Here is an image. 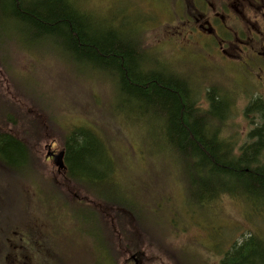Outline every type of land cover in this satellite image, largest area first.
I'll return each mask as SVG.
<instances>
[{"label":"rangeland","instance_id":"rangeland-1","mask_svg":"<svg viewBox=\"0 0 264 264\" xmlns=\"http://www.w3.org/2000/svg\"><path fill=\"white\" fill-rule=\"evenodd\" d=\"M79 2L99 15L91 17L101 30L112 29L129 38L144 32L141 37L152 54L160 53L171 70L201 89L198 96L204 108L205 89L220 94L224 106L232 107L227 110L222 136L237 146L249 142L256 117L244 112L252 102L264 100V85L257 83V72L245 70L244 59L228 64L200 47L195 28L190 23L182 25V6L189 5V0ZM6 27L0 24V60L7 65L10 81L5 73L0 75V133L23 137L32 159L21 150L24 157L19 161L15 148L1 144L0 233L21 229L19 225L25 223H32L29 228L34 230L39 227L32 225L40 222L52 226L54 251L48 247L53 257L46 264H111L110 258L114 264H223L226 257H233L234 264H264V194L221 195L197 202L198 195L184 193L186 168L158 135L155 115L149 112L143 122H137L140 115L132 103H125L111 73L95 71L85 59L66 53L59 38L24 41L22 34ZM16 38L23 48L11 44ZM219 87L230 91L231 97ZM26 98L43 113L62 115L66 130L85 127L105 137L117 175H112L111 183L94 188L93 175L105 176L104 168L99 166L101 172L93 168V174L81 171L83 187L101 191L112 202L127 205V201V210L147 233L141 235L138 226L132 229L122 218L110 229L92 208L75 206L76 188L58 175L50 156L64 149L63 135L56 134L59 127H51L54 134L46 130H40L41 136L33 134L29 123L35 115H28ZM12 113L16 118L9 117ZM44 137L54 139L48 142ZM48 157L52 160L46 161ZM54 185L66 189L59 192ZM133 231L144 256L127 253L124 242ZM243 244L240 257L236 251Z\"/></svg>","mask_w":264,"mask_h":264},{"label":"trees","instance_id":"trees-1","mask_svg":"<svg viewBox=\"0 0 264 264\" xmlns=\"http://www.w3.org/2000/svg\"><path fill=\"white\" fill-rule=\"evenodd\" d=\"M95 15L99 16L84 9L79 0H0V24L3 27L6 25L5 29L13 28L15 33L23 35L24 41L27 37L34 41L48 37L61 39L66 53L85 59L95 71L111 73L112 82L116 83L125 103H132L134 112L140 115L137 122H143L149 112L155 115L158 135L161 133L172 156L186 168L183 177L185 194L198 195L197 202H209L221 195L234 198L263 195L264 100L258 99L245 109L244 114L256 117L254 122L257 124L247 136L249 142L243 143V146L229 142L222 132L228 122L227 110L232 107L229 104L227 108L224 106L220 94L214 93L211 88L205 89L207 107L204 108L198 96L201 89L199 91V87L192 86L186 76L171 70L160 53L153 55L141 37H145L144 32L129 38L112 29L101 30L94 25L95 19L91 16ZM11 44L23 48L18 38L13 39ZM6 66L0 60V75L5 73L10 81ZM0 80L3 81L2 76ZM220 90L230 96V91ZM24 104L29 110L28 115H35L29 123V130L34 128L33 134L41 136L40 130L54 134L51 127H59L56 134L59 138L60 134L63 135L61 143L66 150V181L73 184L77 191L78 197L75 198L78 204L75 202V206L92 208L101 223L110 229L117 223L116 220L122 218L132 229L138 226L141 235L147 233L140 228L137 217L127 210L126 200L127 205L112 202L101 191L83 187L81 171L93 174V168L97 167L100 172L101 167L104 168L105 176L102 173L98 177L93 175L94 188L111 183L112 175H117L111 146L105 137L85 127L66 130L68 128L61 125L62 115L43 113L29 98ZM224 109L226 112H223ZM9 115L16 118L13 113ZM53 139L44 137V141L48 142ZM2 143L6 148H15L21 157L19 161L24 157L21 150H25L28 158L32 159L23 137L1 132L0 150H3ZM56 187L59 192L66 189ZM80 192H83V200ZM135 233L133 231L126 236L124 245L127 253L144 256L140 251L142 247L136 243ZM244 245L236 251L240 257ZM223 264H234V258L227 257Z\"/></svg>","mask_w":264,"mask_h":264},{"label":"flooded vegetation","instance_id":"flooded-vegetation-1","mask_svg":"<svg viewBox=\"0 0 264 264\" xmlns=\"http://www.w3.org/2000/svg\"><path fill=\"white\" fill-rule=\"evenodd\" d=\"M189 1V5L182 6L185 16L182 25L190 23L195 28L201 39L200 47L210 49L215 54L213 58L228 64L244 59L245 70L257 72V83L263 86L264 0ZM61 152H64L65 169L57 174L66 179V150ZM48 160L52 159L48 157ZM31 224H21V229L11 228L0 233V264H46L48 258L53 257L48 249L50 246L54 251L51 245L54 238L50 242L55 236L52 226L40 222L32 225L39 227L34 230L29 228ZM40 237L43 239L39 240Z\"/></svg>","mask_w":264,"mask_h":264},{"label":"water","instance_id":"water-1","mask_svg":"<svg viewBox=\"0 0 264 264\" xmlns=\"http://www.w3.org/2000/svg\"><path fill=\"white\" fill-rule=\"evenodd\" d=\"M50 150V148H48ZM50 156L53 158V164L57 168V171L64 170V152H60L57 155H51Z\"/></svg>","mask_w":264,"mask_h":264},{"label":"bare ground","instance_id":"bare-ground-1","mask_svg":"<svg viewBox=\"0 0 264 264\" xmlns=\"http://www.w3.org/2000/svg\"><path fill=\"white\" fill-rule=\"evenodd\" d=\"M107 242L109 243V241L107 240ZM111 260H110V263L112 264V262L111 261H113V258H110Z\"/></svg>","mask_w":264,"mask_h":264}]
</instances>
